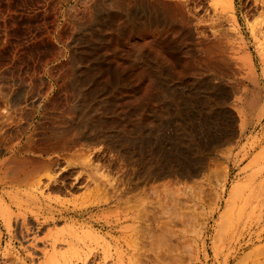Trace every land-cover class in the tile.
I'll use <instances>...</instances> for the list:
<instances>
[{"label":"rangeland","instance_id":"rangeland-1","mask_svg":"<svg viewBox=\"0 0 264 264\" xmlns=\"http://www.w3.org/2000/svg\"><path fill=\"white\" fill-rule=\"evenodd\" d=\"M0 264H264V0H0Z\"/></svg>","mask_w":264,"mask_h":264},{"label":"bare ground","instance_id":"bare-ground-1","mask_svg":"<svg viewBox=\"0 0 264 264\" xmlns=\"http://www.w3.org/2000/svg\"><path fill=\"white\" fill-rule=\"evenodd\" d=\"M236 107H237V105H236ZM226 157H227V156H226ZM163 164H164V163H163ZM166 165H168V164L166 163ZM173 166L175 167V165H173ZM162 167H163V166H162ZM164 167H165V166H164ZM168 167H169V166H168ZM174 167H173V168H174ZM178 167H179V166H178ZM183 167H184V166H183ZM175 168H176V167H175ZM180 168H181V167H180ZM169 169H170V168H169ZM167 170H168V169H167ZM179 170H180V169H179ZM183 170H184V169H183ZM180 171H181V170H180ZM180 171H179V172H180ZM185 171H186V170H185ZM165 172H167V171H165ZM171 172H172V171H171ZM187 173H188V172H187ZM164 174H165V173H164ZM161 175H163V174H161ZM157 177H158V176H157ZM242 187H243V186H242ZM242 187H241V190H242ZM237 190H238V189H236L235 192H238V193H235V192H234V194L232 195V199H235V198L237 199V198H238L237 195L240 194V192H239L240 189H239L238 191H237ZM234 196H236V197H234ZM232 199H231V200H232ZM183 213H184V212H183ZM179 215H180V214L178 213V215H176V216H179ZM185 215H186V217H187L186 212L184 213V216H183V214L181 215V220H180L179 218H177V220L179 219L180 221H182V219L185 218ZM175 218H176V217H175ZM186 219H187V218H186ZM186 221H187V220H186ZM186 221L183 220V222H181V224H182L184 227L187 226ZM177 223H178V221H177ZM181 224H180V222L178 223V225L182 226ZM183 226H182V227H183ZM185 231H186V230H185ZM186 232H187V231H186ZM182 235H183L184 238L186 237V235H184V234H182ZM178 239H179V238H178Z\"/></svg>","mask_w":264,"mask_h":264},{"label":"crops","instance_id":"crops-1","mask_svg":"<svg viewBox=\"0 0 264 264\" xmlns=\"http://www.w3.org/2000/svg\"><path fill=\"white\" fill-rule=\"evenodd\" d=\"M42 79L43 81L48 83V82H51L52 77H50L49 72L47 71V73H45V77H43Z\"/></svg>","mask_w":264,"mask_h":264}]
</instances>
